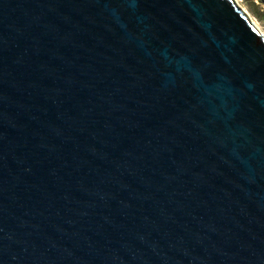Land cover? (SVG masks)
I'll return each instance as SVG.
<instances>
[{
    "label": "water",
    "instance_id": "1",
    "mask_svg": "<svg viewBox=\"0 0 264 264\" xmlns=\"http://www.w3.org/2000/svg\"><path fill=\"white\" fill-rule=\"evenodd\" d=\"M0 264H264L240 5L0 0Z\"/></svg>",
    "mask_w": 264,
    "mask_h": 264
},
{
    "label": "rangeland",
    "instance_id": "2",
    "mask_svg": "<svg viewBox=\"0 0 264 264\" xmlns=\"http://www.w3.org/2000/svg\"><path fill=\"white\" fill-rule=\"evenodd\" d=\"M237 2L264 35V0H237Z\"/></svg>",
    "mask_w": 264,
    "mask_h": 264
},
{
    "label": "bare ground",
    "instance_id": "3",
    "mask_svg": "<svg viewBox=\"0 0 264 264\" xmlns=\"http://www.w3.org/2000/svg\"><path fill=\"white\" fill-rule=\"evenodd\" d=\"M234 1H235L236 3H238L237 0H234ZM250 21H251V19H250ZM251 22H252V21H251ZM252 23H253V22H252ZM253 25H254V23H253ZM254 26H255V25H254ZM255 27H256V26H255ZM258 31H259V30H258Z\"/></svg>",
    "mask_w": 264,
    "mask_h": 264
}]
</instances>
